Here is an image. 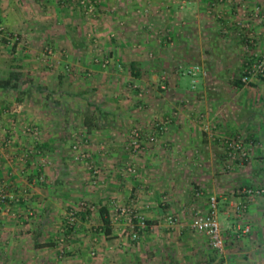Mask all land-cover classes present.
Listing matches in <instances>:
<instances>
[{"label":"crops","instance_id":"1","mask_svg":"<svg viewBox=\"0 0 264 264\" xmlns=\"http://www.w3.org/2000/svg\"><path fill=\"white\" fill-rule=\"evenodd\" d=\"M214 1L208 11L206 0H103L97 6L100 35L109 34L119 23L128 28L144 26L155 34L159 28L169 32L171 27L185 29L190 24L201 37L206 34L202 31L205 25L209 38H200L203 45L197 49L185 48L184 55L191 56L197 50L198 57L219 61L222 56L214 51L219 35L213 30L219 21L220 30L228 38L225 48H233L226 56L233 60V67L224 63L217 73L241 72L238 53L245 49V43L249 45L255 38L258 49L264 50V0ZM172 4L177 5L172 8ZM76 5L77 0H0V25L18 37L15 42L0 34V70L22 74L19 92L0 89V192L14 196L0 206V264H264V196L246 197L232 191L237 181L222 171L226 167L225 152L212 140L213 133H204L196 125L198 114L177 111L168 131L153 143L148 137L154 134L153 124L157 125L155 111L144 113L137 101L118 99L115 106L107 103L101 91L105 92L104 80H109V75L104 78V74L109 72L90 65L85 38L73 40L71 35L73 29L81 32L82 28L74 11ZM215 12L221 20L212 16ZM189 14H193V20ZM122 30L118 31L116 45L104 56L114 58V73L122 72L123 65L138 83L135 87L151 92L152 84L145 82L143 75L153 73L155 66H146L147 52L128 48L130 34ZM150 37L137 42L157 52L176 35L158 41ZM50 46L53 55L43 58ZM211 66L210 74L214 73ZM73 70H84L98 78L95 82L102 101L90 99L88 89L83 94L74 93L69 78ZM172 73L175 76L168 91L155 96L146 107L164 108L166 116L169 108L178 109L184 101L192 103L206 116L203 125L215 124L221 132L223 128L247 131L248 139L264 142V86L234 83L227 88L221 82H212L215 77H198L199 83L189 88L176 68ZM119 78L109 80L115 94L127 89ZM75 99L84 107L75 109L72 115L73 111L65 108ZM89 111L96 124L90 131L84 124ZM67 114L82 115L79 128L72 127L74 119ZM127 120L145 132L139 154L125 147L130 136L124 132ZM27 123L41 131L39 156L25 157L32 145L31 137L22 133ZM75 143L91 154L97 174L74 160ZM256 156L264 162V146ZM128 164L135 167V175L127 173ZM258 166L261 170L263 165ZM251 179L247 176L240 184L248 186ZM262 181L264 184V176ZM210 196L218 198L222 252L191 228L197 213H208ZM240 201L246 202L247 211L239 217L236 207ZM131 206L153 227L138 241L129 238L131 227L125 216L112 222L121 208ZM102 207L109 226L103 221ZM73 209L78 213L72 223L69 212ZM170 215L177 217L174 227L166 222Z\"/></svg>","mask_w":264,"mask_h":264},{"label":"rangeland","instance_id":"2","mask_svg":"<svg viewBox=\"0 0 264 264\" xmlns=\"http://www.w3.org/2000/svg\"><path fill=\"white\" fill-rule=\"evenodd\" d=\"M164 1V0H163ZM173 0H171L172 2ZM178 1V0H176ZM182 2L186 1V3L188 1H191V3H193L194 0H180ZM210 2H215L214 0H206V10L208 5H210ZM174 5L177 4H172V8L174 7ZM78 7V8H77ZM218 7V6H217ZM74 11L75 14L77 15V19L79 22V25H82L81 28V32H76L75 35H80V37L85 38V42L84 45L86 47V52L88 53V59H91V64L90 65H94V66H100L102 68V71L105 73L109 72L108 74H104V78L109 75V80L111 79H115L120 75V78L122 79L121 82L124 83V85L127 86V89L125 88L124 90L121 91V97L120 94H115L116 92L114 91V89H112V85L113 83L111 81H109L107 78H105L104 81H106L107 86L104 87V91H101V95H106L107 99V103H111L112 106L117 105L118 103V99H122L121 101H128L131 103H133V101H137L140 106H141V111H143L144 113H147L146 111H149L150 109H152L153 114L155 115V120H157V125L153 124V130L152 133H156L157 134V141L160 139V127L163 126L164 127V131L163 133H166L168 131V128L172 125L174 118L176 117V113L177 111H184V113L186 115H197L198 114V119L196 122V125L201 126L202 131L204 133H213V141L217 142L218 145L221 147L222 151L225 152V146H224V140L226 138H235L237 136L240 137V139L243 141V145L244 147L250 149V155L248 157L247 160H242L241 157H239L240 159H237L235 162L232 161H228L227 158L224 159L223 162H226V167L223 168V172L225 174H227L230 177H233V179H235V181H237V183L235 184L234 188L232 191H234V193H240V194H245V192L249 189H264V184L262 181V178L264 176V162L261 161L263 158H260V156H256L258 154V151L261 150V148L264 146V142H262L260 139H248L247 136L248 133L247 131L244 132H240L239 130L236 131H226L224 128L222 129L223 132H221L219 130V127L216 128L215 124H202V120L205 119V115L204 113L198 111L199 107H195L192 105V103H187V102H182L183 105L182 107H177L178 109H174L171 110L169 108H167L168 112L166 113V116L163 114V112L165 111L164 108H158L156 107H146V105H151V102L154 101V97H160L163 93H165L166 91H168V85L172 79V76L174 77L175 75H173L172 71L175 70V68L180 72L181 75H183L184 77L183 79V83L187 86V87H191V85L194 87L197 83H199L198 81V77H205L207 79H212L213 77H215V80L213 81H218L219 83L221 82V84H223L222 87H229V84H234L235 81H237L241 75H242V70L243 67L245 65V63L247 62H252L255 60H262L264 58V50H260L258 49L259 47V42H257V40L254 38V42H249V45H247V43H245V49L241 50V52L238 53V57L240 59V67H241V72H237V73H233L232 70L229 73H219V67L223 66V64L225 63V65H230L229 67H233V60H228L226 58L227 55H230L229 53L233 52V48L230 49H226L224 46V43H228L227 40V34L223 31L220 30L221 26H220V22L217 21V25H215V27H213V30L216 31V33H218V38L219 40L216 43V48L214 49L215 53H218L219 56L221 54L222 57H220L219 61L213 59L210 62H208V57H205L204 59H202L201 57L197 56V53L199 54V52H197V50H195V52H192L191 56H185L184 55V49L185 48H190L192 50L197 49L199 47H201L200 45L201 42H199V39L201 38V40L206 41V37L209 38V33H208V27H206L205 25H203L202 27V31L205 32L206 34L204 35V33L202 34L201 37L198 36L197 34V30L196 27L193 25L187 26L185 29H183L181 26H175V27H171L169 32H166L163 28V31L161 30V28H159V32L158 33H153V31H147V29L142 26L141 28H139L137 25H134L131 28H128L126 25H121L119 23L118 27H116V29H113L109 34L104 35H100L101 31L99 29V21L101 19L100 17V11L97 9V14L96 16H89L86 15V13H83L82 11V7L79 5V0H77V5L74 7ZM171 8V9H172ZM216 8V7H215ZM209 11V10H208ZM207 11V12H208ZM176 12V11H175ZM211 12V11H210ZM261 13V11H260ZM81 15V16H80ZM191 15L190 19L193 20V14H189ZM219 13L217 14L215 12V14H213L212 16H214L216 18V20H221L218 17ZM222 18V17H221ZM83 19V20H82ZM204 20V19H203ZM82 21V22H81ZM120 29H123L121 32H123V34H130L129 37L131 39V44L128 46L129 49L133 50V48H136V50H139L140 52H147V60H145L146 62V66L148 67H152L155 66L154 68V72L149 73L147 75H143V79L145 80V82L148 81V83H151V87H152V91L149 92V90L145 89V88H141V86L139 87H135L136 84L133 81V79L131 78L133 75L131 74V71L126 70L123 65H121L122 68V72L118 71L119 73H114L113 70V66L116 65L114 58L113 60L110 57H106L104 55H106V53H109L108 51L111 50V48L114 46V44L118 41V39L120 38V33L118 31H120ZM124 29L126 30V32L124 31ZM83 30V31H82ZM130 30V32H129ZM212 30V31H213ZM259 30V28H258ZM175 34L176 38L169 40L168 37L171 34ZM112 35H114L112 37ZM179 37H178V36ZM150 37V39L157 38L156 41H158V39H168L166 42V45L162 48V50H154L151 46V50H148L145 43H141V42H137V40H141L143 41L144 39H146L147 37ZM183 36V37H182ZM79 37V36H78ZM203 37V39H202ZM157 44H159L157 42ZM234 44V43H232ZM116 45V44H115ZM252 46V47H251ZM51 47V46H50ZM117 47V46H115ZM53 48V47H51ZM231 48V47H230ZM157 49H159V45L157 47ZM230 51V52H228ZM262 52V53H261ZM59 55V54H58ZM87 55V54H86ZM200 55V54H199ZM109 58L110 62L106 67H103L101 63H96L95 59H105ZM204 57V56H203ZM77 61V60H76ZM74 62V61H73ZM79 62L82 63V60L79 59ZM213 66V72L212 74L209 73L210 70V66ZM84 64H81V66H83ZM165 65V66H163ZM200 66L202 69L201 73L198 74L196 77H192L190 75H187V71L189 68H192L194 66ZM211 66V67H212ZM219 66V67H218ZM224 67V66H223ZM227 67V66H226ZM153 69V68H152ZM169 69H172V71H169ZM185 69V71H184ZM156 70V71H155ZM218 72V73H217ZM70 74H72L70 78L71 80V87L74 90V93H81L83 94L82 91H86L91 90L90 93V99L93 100V98L95 100L93 101H102L101 98L98 97V89L97 88V84L95 81L98 80V78H94L93 76H88L87 73L84 72V70H73V72H69ZM204 73V74H203ZM113 76V77H112ZM186 76V77H185ZM211 76V77H210ZM165 77V82H163V78ZM119 78V79H120ZM69 80V81H70ZM102 80V79H101ZM193 81H195L196 83L193 84ZM259 83L260 85L264 86V84L261 83V81L259 80H254L251 83L248 84H244V86L247 87H253L255 86V84ZM130 85V86H129ZM135 85V86H134ZM164 86V88H162ZM149 89V88H148ZM153 92V93H152ZM34 94V93H33ZM132 96V97H131ZM134 97V98H133ZM84 99H87L86 97ZM104 99V98H102ZM64 101V100H63ZM73 101V102H72ZM67 102L69 104L68 109L65 108L68 111H73L71 112L72 115L75 114L74 110L75 109H83L84 107V103H82L81 100H72ZM148 101V102H147ZM185 104V105H184ZM110 105V104H109ZM155 109V110H154ZM162 109V110H161ZM180 109V110H179ZM64 113L65 111H63L62 114V118H64ZM79 114H82V112H80ZM161 114V116H160ZM68 114L66 116L71 117L74 119V121L72 122V127L77 129L80 127V121L82 119V115H80V118L77 116H72ZM79 119V120H77ZM169 121V124H165L166 121ZM127 126L124 125L125 128V133H129V135L131 136V132L134 129L139 130L141 133H145L143 132V130L138 126V125H131L129 120H127ZM62 123V122H61ZM225 130V131H224ZM219 133H226V135H220ZM231 133V134H229ZM130 136H128V140L127 143L125 144V147L129 145V141H130ZM66 141H68L67 143H69V139ZM157 141L155 143H157ZM160 141V140H159ZM69 147V146H68ZM142 150V149H141ZM140 150V151H141ZM139 151V152H140ZM136 153V154H139ZM226 157V156H225ZM260 160V162L257 161ZM93 159L91 158V161ZM257 161V162H256ZM261 163L262 169L258 170L259 166L258 164ZM92 163H90L89 165H91ZM127 166V165H126ZM125 166V167H126ZM229 166L231 168H229ZM258 166V167H257ZM128 173V172H127ZM247 176H252V183L249 184L248 186H246L245 184L242 185L240 184V180H244ZM254 176V177H253ZM262 176V177H261ZM244 177V178H243ZM264 194L261 195H255V198L258 197H263ZM254 198V199H255ZM96 227V225H95Z\"/></svg>","mask_w":264,"mask_h":264},{"label":"built area","instance_id":"3","mask_svg":"<svg viewBox=\"0 0 264 264\" xmlns=\"http://www.w3.org/2000/svg\"><path fill=\"white\" fill-rule=\"evenodd\" d=\"M103 0H80L79 5L85 9L86 15L89 16H96L97 14V6L99 3H101ZM0 34L4 36L5 38H8L10 40H13L15 42L18 41L17 36H12L10 33L5 31L3 27L0 25ZM114 35H112L113 37ZM54 53V50L51 47H47L44 50L43 58H47L46 56H52ZM96 63H101L103 67H106L110 60L109 58L105 59H95ZM202 68L200 66H194L192 68H189L187 71V75H190L192 77H196L198 74L201 73ZM185 71V69H184ZM204 74V73H203ZM163 82H165V77H162ZM254 80L261 81L262 84H264V58L262 60H255L252 62L245 63L242 75H241V81L244 84H248L253 82ZM196 83L193 81V84ZM164 88V86L162 87ZM170 120L166 121L165 124H169ZM10 124L14 127L15 121L12 119L10 121ZM161 133L165 130L163 126L160 127ZM22 133L24 135H27L31 137L32 139V145L30 149H28L25 152V157H29L30 155H41L42 151L38 148V145L41 144V131L39 127L35 124H24L22 126ZM160 133V134H161ZM143 140L144 135L139 130L134 129L131 132L130 141L128 145V150L132 154L138 153L143 148ZM148 140L155 143L157 141V134L154 133L148 137ZM9 143V142H8ZM243 141L240 139L239 136L235 138H226L224 140V146H225V156L228 161L235 162L237 159L247 160L250 155V149L244 147ZM72 151L74 154V160L79 163H83L88 169L94 172V174H97L98 171L93 167V165H89L91 162V154L88 152H84L82 149V146L80 143H75L72 145ZM229 168H231L229 166ZM126 171L128 174H136L135 167L131 165L126 166ZM40 179L43 181L44 177L41 176ZM199 192L197 195H200ZM264 194V189H249L245 192L246 197H253L255 195H261ZM9 200H14V196L7 194L4 191L0 192V206L3 204L9 203ZM248 200V198H247ZM245 201V200H244ZM244 201H240L237 204L236 207V214L237 216H241L247 211V207L245 206ZM218 198L216 196H210L209 197V209L208 213L205 215H202L200 213H197L195 215L194 220L191 223V228L193 231L197 232L198 234L204 235L207 238H209L212 246L214 249H216L219 252H222L224 250V236L223 231L221 229L220 223L218 221ZM94 209V208H93ZM78 213V210L73 209L69 212V220L73 223L76 215ZM119 216H125L128 220V223L131 227L129 238L132 241H138L141 236L147 231L151 230L153 227L149 224L147 219L136 212L135 207H123L118 211V214H116L112 222L119 221ZM166 222L170 227H174L178 220L177 217L174 215H170L166 218Z\"/></svg>","mask_w":264,"mask_h":264},{"label":"trees","instance_id":"4","mask_svg":"<svg viewBox=\"0 0 264 264\" xmlns=\"http://www.w3.org/2000/svg\"><path fill=\"white\" fill-rule=\"evenodd\" d=\"M80 1V0H79ZM83 13H85V9H82ZM74 34H71L73 36V40L75 39H82V37H80V35H75L76 32H78L77 28L73 29ZM79 36V38H77ZM21 78H22V74L19 72H4L0 70V89L5 90V91H15V92H19L21 90ZM236 85H243L242 81H241V77L235 81ZM94 114H92L90 111L87 112L85 114V127L88 129V131L92 130L93 126H96L95 122H94ZM101 214L103 217V221L106 225L109 226L110 221L106 218V210L104 207H102L101 209ZM109 229H107L106 231L108 232Z\"/></svg>","mask_w":264,"mask_h":264}]
</instances>
